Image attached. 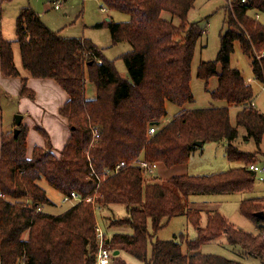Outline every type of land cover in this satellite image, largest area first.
Segmentation results:
<instances>
[{
	"label": "trees",
	"instance_id": "16d2710c",
	"mask_svg": "<svg viewBox=\"0 0 264 264\" xmlns=\"http://www.w3.org/2000/svg\"><path fill=\"white\" fill-rule=\"evenodd\" d=\"M195 1L100 0L102 9L129 17L127 22L107 21L95 26L110 30L112 45H131L132 50L120 57L129 79L122 77L114 62L106 59L90 40L60 36L30 7L18 13L14 41L5 40L0 33L2 75L19 76L12 47L17 43L28 75L54 80L67 93L69 98L59 115L66 119L70 131L63 148L55 154L49 134L37 127L45 144L35 146L30 158L27 127L18 126L17 137L12 132L2 134L0 264H96L93 204L78 202L57 215L37 212L55 206L42 182L60 196L72 192L92 196L100 210L110 205L125 206L124 217L103 226L105 244L113 253L122 251L142 264H241L198 252L203 244L222 234L230 245L242 248L246 256L264 264V217L255 215L264 212V197L243 200L239 208L244 217L258 226V234L235 228L219 212L211 213L205 227L200 228L201 212L187 207L191 195L253 189L255 174L247 166L255 163L261 152L264 115L250 106L253 88L239 69L231 67V55L238 44L250 60L255 79L264 84V25L248 15L249 11L264 14V0H231L216 58L201 61L197 67L196 76L206 87L211 78L217 77L218 86L210 95L226 106L183 108L161 125L167 118V103L181 108L194 101L191 66L204 33L198 22H188ZM165 14L171 19H166ZM88 83L94 88L93 95L87 91ZM20 97L34 100V93L25 87V82ZM231 107L239 108L235 124L231 123ZM239 127L245 131L244 140L254 142V153L241 151L235 145ZM150 128L156 132L150 134ZM94 129L100 138L92 144ZM198 142L225 144L227 160L243 166L209 175H174L157 182L146 179L142 170L132 164L146 160L164 169L183 165ZM123 161L128 166L117 174L103 176L105 170H114ZM92 170L100 181L91 174ZM183 215L198 230L195 239L186 240V252L176 239L153 240L154 234L171 219ZM109 229L116 231L110 235Z\"/></svg>",
	"mask_w": 264,
	"mask_h": 264
},
{
	"label": "rangeland",
	"instance_id": "374dc122",
	"mask_svg": "<svg viewBox=\"0 0 264 264\" xmlns=\"http://www.w3.org/2000/svg\"><path fill=\"white\" fill-rule=\"evenodd\" d=\"M54 1L55 0H2L0 3V33L3 38L8 41L15 40V23L18 13L22 8L30 7L35 13H42V16L40 15L41 21L52 31L58 32L60 36L67 38H85L90 40L94 44L98 45L99 49L101 48L100 50H102V54L104 50H108V52L105 55L103 54V56L106 59L114 62L115 68L122 77L129 79L124 61L120 59L121 55H123V53L126 51L120 52L123 50V47L120 45L114 47V45H112L110 32L107 27L103 26L100 29H96L97 27H94V25L96 26L97 23L106 22L105 19L108 17H111L116 23L126 21L128 19L127 15L116 11H110L105 7H103L104 12H102L101 8L103 5L101 4L100 0H59L62 4V7L57 11L53 9ZM230 1L231 0H196L193 10L189 13L188 20L194 22L200 21V25H202V23L205 24V19H208L210 22L207 24L206 33L199 39L197 43L192 61L191 90L194 96V101L181 108L167 103V118L161 121V125L166 124L169 116H172L173 112L176 110L180 111L183 108H207L224 105L223 102L218 103V101H214L210 95V92L216 89L218 86L217 77L211 78L208 82V86L206 87L205 82L202 79L197 78L196 70L201 61H209L216 58L220 45L219 31L222 27V21L224 17V12L221 10V5L225 4L228 6ZM254 13V11H249L250 15H253ZM164 17L166 19H171L168 14H165ZM259 17L260 22L264 24V14H259ZM173 23L178 24L177 19H173ZM201 45L206 46L205 48H202ZM12 47L16 57V54L18 53L17 51L19 50L18 44L13 43ZM15 61L18 62V59L16 58ZM231 67H235L241 71L245 82H248V84L250 82L253 83L250 85L253 88L254 98L255 96L257 97V107H259V110L264 114V84L258 82L257 80L255 81L252 74L250 60L246 55L243 54L238 44H235V50L231 55ZM19 68H22L20 62ZM217 71L220 72V67L217 68ZM87 86V91H89L92 88V85L88 83ZM19 99L20 98L18 95L7 93L6 90L0 85V130L4 133H13L15 128H18L15 125L16 116L18 115L25 117L31 116L30 119L35 121V115L30 114L27 109L30 107V104L27 103L24 105V102L22 103L21 101V106L19 107ZM23 108H25L24 111L22 110ZM238 109L239 108L237 107L230 108L232 124H235L236 113L238 112ZM244 136V129L239 127L238 138L235 141V145L242 151L254 153L257 150L254 142L250 141L247 143L243 139ZM261 145V149L263 150L264 154V142H262ZM194 152L195 153L193 155L191 154L189 158V171H191V173L209 175L227 171L228 168L231 167V164H228L229 162L227 158L224 157L223 147H217L214 144H206L204 147L197 146ZM260 153L261 152L257 154L255 162H259V159L257 158ZM259 157L264 162V156ZM156 170L157 177H154V179L157 182L161 181L159 178L169 175L166 174L163 166H158ZM41 185L45 189L47 196L55 204L53 207H43V212L57 215L71 206L70 203L63 202L62 196L49 187L45 182H42ZM263 196L264 183L256 179L251 191L233 195L229 194V196L225 194L191 195L188 200L190 203H221L220 209L221 211H224L230 224L244 232L258 234L260 230L258 229L257 225L240 213V205H238V202L249 197L259 198ZM200 206L206 207L203 206V204ZM125 215V206L110 205L103 207L102 210L95 211L96 223L99 222L102 227L107 226L112 220L119 219ZM206 222L207 217L205 214H202L199 227L204 228ZM113 231L115 232L116 230L114 229ZM113 231L112 229H109L107 233L111 235ZM197 232L198 230L195 228V226L187 219V217H184L183 215L173 218L170 223L158 230L154 234L153 240L176 239L182 242V249L186 252V240L195 239ZM26 235L27 234H25V237ZM116 252H114V255ZM198 252L200 254H213L226 257L230 260L238 261L241 264H261L257 259L246 257L242 251V248L230 245L227 242L225 234H222L211 242L203 244ZM116 260L122 264H142V262L122 251L120 252V257L119 254H116L110 259L109 264H115Z\"/></svg>",
	"mask_w": 264,
	"mask_h": 264
},
{
	"label": "crops",
	"instance_id": "0c3cea01",
	"mask_svg": "<svg viewBox=\"0 0 264 264\" xmlns=\"http://www.w3.org/2000/svg\"><path fill=\"white\" fill-rule=\"evenodd\" d=\"M57 1L59 2V5H61V7H62V4L60 3L59 0H55L54 4ZM1 2H2V0H0V3ZM54 4H53V9H54ZM221 6H222L221 10L224 12V17H223V21H222V27H221V29L219 31V36L221 34H223L225 32V30H226V20H225L226 19V14H225V10H226L227 5L223 4ZM60 9H58V10H60ZM54 10H56V9H54ZM102 12H104L103 9H102ZM37 14L39 15V17L41 19L42 13H37ZM248 15L253 17V18H255L256 20H258L260 22L259 13L257 14L255 12L253 15H250L248 13ZM188 16H189V14H188ZM128 20H129V17H128V19L126 21H123V22H127ZM105 21L106 22L107 21L114 22V20H112L111 17L106 18ZM188 22L189 23H194V21H189V20H188ZM195 22L199 23L200 21H195ZM209 22L210 21L208 19H205V24L202 23V25H201V27H203V29H204L203 35L206 33L207 24H209ZM114 23H116V22H114ZM117 23H119V22H117ZM260 23H262V22H260ZM97 24H100V23H97ZM94 27H95V25H94ZM96 29H100V28H96ZM109 32H110V30H109ZM94 45L97 48H99L98 45H96V44H94ZM118 45L123 47V50H121L120 52L126 51L125 53H127V52L132 50V47H131V45L128 42H120V43L114 45V47L118 46ZM205 46L206 45H201L202 48H205ZM18 48H19V46H18ZM13 52H14V50H13ZM17 52L18 53L16 54L15 60L17 58L18 62L15 61V66L17 67V70L19 71V76L15 77V78L4 77L2 75V73H1V66H0V85L2 86L3 89L6 90L7 93L16 94V95L19 96V98H20L19 99L20 100L19 101V107L21 106V101H22V103L24 102V105H26L27 103L30 104L29 108H27L26 106L25 107L28 109V112L30 114H34L35 115L34 116L35 117V121L30 119L31 116H28V117L22 116L21 124L28 128V131H27V157L28 158L31 157L33 149H34L35 146L42 147L45 144L44 143V139L42 138V136L39 134V132L36 129L37 127H41L43 129H45V131L49 134L50 139H51V146L53 148V152L55 154H58L59 151L63 148L64 144L66 143V141H67V139H68V137L70 135V131H69V127H68L66 119L62 118L59 115V109L63 106V104L68 100L69 97H68L67 93L54 80H51V79H37V78L30 77L28 75V73L22 67L19 50ZM107 52H108V50H104L103 54L105 55ZM125 53H123V54H125ZM119 54H122V53H119ZM14 56H15V54H14ZM19 62H20V65H21L22 68H19ZM253 77H254V75H253ZM23 79H25V81H23ZM254 79H255V77H254ZM255 81H256V79H255ZM24 82H25V87L28 90H30V91H32L34 93V100H30L27 97H20V92H21V90H22V88L24 86ZM246 83L248 84V82H246ZM250 84H253V83L250 82L249 85ZM90 93H92V95H93V93H94V88L93 87L90 89ZM253 101H254L255 108L260 113H262L259 110V107H257V97L256 96L253 99ZM218 103H222V101H218ZM223 103H224V105H219V106H215V107L226 106L225 102H223ZM27 109H26V111H27ZM22 110L24 111L25 108H23ZM238 111H239V109H238ZM178 112H179L178 110L173 112V115L169 116V118L167 119L166 123H168L173 118V116L175 114H177ZM15 125H16V123H15ZM11 128H13V127H11ZM2 134H6V132L4 133L3 131L0 130V144H1V136H2ZM244 137H243V139H244ZM250 141L251 140H247L246 142L249 143ZM263 142H264V139H263ZM210 144H214L217 147H223L224 148V157H226V146H225V144H217V143H210ZM204 145H206V144H202V146H198V147H204ZM261 146H260L261 153H260L259 156L262 157V156H264V154H263V150L261 149ZM194 153L195 152L193 151L192 155ZM259 156H258L257 159H259V162H263L260 159ZM189 163H190V160L186 164L178 165V166L172 167L170 169H165L164 171L166 172V174H169V175H167L166 177H163V178H159L158 177L159 180L163 181V180L168 179V178H170V177H172L174 175H202V174L191 173V171H189ZM228 164H231V167L228 168V170L229 169H233V168H240V167L243 166V164L240 163V162H229ZM154 177H157L156 174L153 175L149 179H152ZM233 194H238V193H231V195H233ZM225 195L229 196V194H225ZM259 198H262V197H259ZM247 199H256V197H254V198L253 197H249V198L242 199V200H240L238 202V205H240V203L243 200H247ZM188 202H189V200H188ZM201 204H203V206H206V207H201L200 206ZM220 204L221 203H218V202H212V203H210V202H197V203L193 202V203H190L189 202L187 207H188L189 210H198V211H200L201 212V216H202V214H205L207 218H208V216L211 213L219 212L220 214H222L227 219V216L225 215L224 211H221V209H220ZM184 217H186V216H184ZM170 221L168 223H170ZM227 221H228V219H227ZM262 228H263V234H264V224L262 225ZM117 254H119V257H120V252L117 251ZM246 257L253 258V257H250V256H246ZM254 259H257V258H254ZM257 260H259V259H257ZM260 263L263 264L262 261H260Z\"/></svg>",
	"mask_w": 264,
	"mask_h": 264
},
{
	"label": "built area",
	"instance_id": "2783aa9c",
	"mask_svg": "<svg viewBox=\"0 0 264 264\" xmlns=\"http://www.w3.org/2000/svg\"><path fill=\"white\" fill-rule=\"evenodd\" d=\"M247 0H241L242 3L246 2ZM61 8V5H59V2L57 1L54 4V9L58 10ZM104 10V9H103ZM250 106L255 107L254 105V101L251 102ZM156 132L155 128H150L149 129V133L150 134H154ZM100 138V133L97 129L92 130V138H91V143L94 144L98 141V139ZM135 166H138L146 179L151 178L153 175L156 174V169L158 168V164L157 163H151L148 162L146 160H137L135 162L132 163ZM128 166L124 161L120 162L119 164H117L114 168V170H105L103 172V176H109L112 174H117L118 172H120V170L124 167ZM248 170L253 172L255 174V179H257L258 181L264 183V162H255V163H251L248 166ZM93 176H95L96 178H98V180L100 181L101 178L92 170ZM62 201L65 203H70L71 206H73L74 204L78 203V202H88V203H92L94 210H100V207L98 205H96L95 203V198H93L92 196H88V197H82L79 194H77L76 192H72L70 195H66V196H62ZM42 209H37V212H41ZM95 231H96V241L98 244V251H97V256H96V264H109L110 259L113 258L115 255L113 253V251L106 246V241H105V231L104 228L98 223H96V227H95Z\"/></svg>",
	"mask_w": 264,
	"mask_h": 264
},
{
	"label": "water",
	"instance_id": "95a60500",
	"mask_svg": "<svg viewBox=\"0 0 264 264\" xmlns=\"http://www.w3.org/2000/svg\"><path fill=\"white\" fill-rule=\"evenodd\" d=\"M21 122H22V115L16 116V126L17 127L21 125ZM156 124L158 125V123H156ZM19 132H20V129L19 128H15V130L13 131L14 137H17L18 134H19ZM196 145L197 146H202V143L201 142H198ZM255 215L257 217H264V212H259V213H256ZM116 254H117V252H116Z\"/></svg>",
	"mask_w": 264,
	"mask_h": 264
}]
</instances>
